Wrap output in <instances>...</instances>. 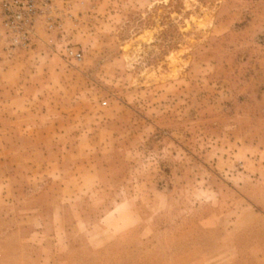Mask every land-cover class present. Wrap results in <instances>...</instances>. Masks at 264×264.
Returning a JSON list of instances; mask_svg holds the SVG:
<instances>
[{
  "label": "rangeland",
  "instance_id": "1",
  "mask_svg": "<svg viewBox=\"0 0 264 264\" xmlns=\"http://www.w3.org/2000/svg\"><path fill=\"white\" fill-rule=\"evenodd\" d=\"M35 31L0 34V225L43 196L212 239L264 186V0H50Z\"/></svg>",
  "mask_w": 264,
  "mask_h": 264
},
{
  "label": "crops",
  "instance_id": "2",
  "mask_svg": "<svg viewBox=\"0 0 264 264\" xmlns=\"http://www.w3.org/2000/svg\"><path fill=\"white\" fill-rule=\"evenodd\" d=\"M260 183L252 178L246 184L241 192L244 208L230 218L227 228H214L212 239H206L199 224L190 236L183 223L177 228L170 219L156 216L104 237L111 231L104 227V212L83 229L86 217L79 216L87 211L77 215L68 209L65 223L59 226L61 211L54 204L43 208L39 205L43 196H36L37 203L21 222L8 215L0 225V264H264V186ZM229 212L232 215L233 210ZM88 232L91 238L84 235Z\"/></svg>",
  "mask_w": 264,
  "mask_h": 264
},
{
  "label": "built area",
  "instance_id": "3",
  "mask_svg": "<svg viewBox=\"0 0 264 264\" xmlns=\"http://www.w3.org/2000/svg\"><path fill=\"white\" fill-rule=\"evenodd\" d=\"M49 5L50 0H0V34L7 36L10 45H29L36 35L37 20L47 15ZM46 20L49 28L55 26L51 16ZM63 55L78 61L83 58V53L71 46Z\"/></svg>",
  "mask_w": 264,
  "mask_h": 264
}]
</instances>
